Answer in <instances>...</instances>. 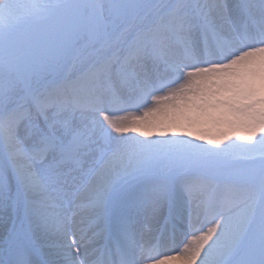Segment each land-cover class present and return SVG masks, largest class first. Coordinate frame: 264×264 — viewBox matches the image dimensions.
Segmentation results:
<instances>
[{
  "label": "snow or ice",
  "instance_id": "1",
  "mask_svg": "<svg viewBox=\"0 0 264 264\" xmlns=\"http://www.w3.org/2000/svg\"><path fill=\"white\" fill-rule=\"evenodd\" d=\"M0 213V264H264V0H0Z\"/></svg>",
  "mask_w": 264,
  "mask_h": 264
},
{
  "label": "bare ground",
  "instance_id": "2",
  "mask_svg": "<svg viewBox=\"0 0 264 264\" xmlns=\"http://www.w3.org/2000/svg\"><path fill=\"white\" fill-rule=\"evenodd\" d=\"M112 114L115 115V116H121V115H124L125 112H124L123 108L117 107V108L114 109ZM5 215H6L5 213H0V216H5ZM3 232H4V225H3V223H0V237H2ZM151 254L153 256L159 255V250L153 251Z\"/></svg>",
  "mask_w": 264,
  "mask_h": 264
},
{
  "label": "rangeland",
  "instance_id": "3",
  "mask_svg": "<svg viewBox=\"0 0 264 264\" xmlns=\"http://www.w3.org/2000/svg\"><path fill=\"white\" fill-rule=\"evenodd\" d=\"M130 111L132 110V109H129ZM113 111H114V109H113ZM125 112V111H124ZM233 139H236V137H233ZM237 143H243V142H241V141H239L238 139H237ZM257 149H259V146H257Z\"/></svg>",
  "mask_w": 264,
  "mask_h": 264
}]
</instances>
